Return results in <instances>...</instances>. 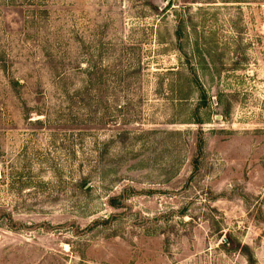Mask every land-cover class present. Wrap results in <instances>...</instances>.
<instances>
[{
    "label": "rangeland",
    "instance_id": "rangeland-1",
    "mask_svg": "<svg viewBox=\"0 0 264 264\" xmlns=\"http://www.w3.org/2000/svg\"><path fill=\"white\" fill-rule=\"evenodd\" d=\"M0 264H264V0H0Z\"/></svg>",
    "mask_w": 264,
    "mask_h": 264
},
{
    "label": "trees",
    "instance_id": "trees-1",
    "mask_svg": "<svg viewBox=\"0 0 264 264\" xmlns=\"http://www.w3.org/2000/svg\"><path fill=\"white\" fill-rule=\"evenodd\" d=\"M202 99H206V94H205V92L202 94Z\"/></svg>",
    "mask_w": 264,
    "mask_h": 264
}]
</instances>
